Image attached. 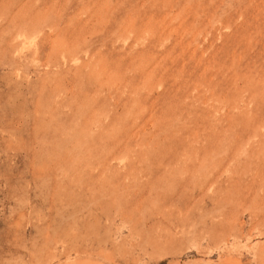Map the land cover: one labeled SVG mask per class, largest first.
Instances as JSON below:
<instances>
[{"label": "rangeland", "instance_id": "rangeland-1", "mask_svg": "<svg viewBox=\"0 0 264 264\" xmlns=\"http://www.w3.org/2000/svg\"><path fill=\"white\" fill-rule=\"evenodd\" d=\"M0 264H264V0H0Z\"/></svg>", "mask_w": 264, "mask_h": 264}]
</instances>
